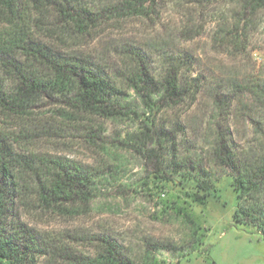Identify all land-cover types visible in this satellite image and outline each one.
I'll return each instance as SVG.
<instances>
[{"label":"rangeland","instance_id":"1","mask_svg":"<svg viewBox=\"0 0 264 264\" xmlns=\"http://www.w3.org/2000/svg\"><path fill=\"white\" fill-rule=\"evenodd\" d=\"M75 1L97 14L95 24L65 32L50 12L32 30L35 41L88 63L138 117L72 124L49 101L28 115H0V133L23 160L8 223L29 231L34 264H88L110 247L133 264H264L263 236L234 221L232 188L233 175L264 158V2L157 0L127 9L124 0ZM141 68L154 82L175 73L178 99L144 106L129 83ZM145 118L154 137L141 136ZM58 163L94 175L87 203L40 202L38 186ZM161 163L174 175L190 168L218 193L193 203L162 180L171 178ZM255 198L264 209V186Z\"/></svg>","mask_w":264,"mask_h":264},{"label":"trees","instance_id":"2","mask_svg":"<svg viewBox=\"0 0 264 264\" xmlns=\"http://www.w3.org/2000/svg\"><path fill=\"white\" fill-rule=\"evenodd\" d=\"M156 1L124 0L123 4L131 9ZM262 1L253 0L256 4ZM50 12L55 13L59 27L65 32L85 34L97 20V14L77 5L75 0H0V115H28L37 104L49 101L62 106L64 109L57 111L58 115L72 124L91 117L104 120H118L130 115L138 117L123 102L116 87L88 63L66 58L35 41L32 30L42 25ZM171 72L166 71L161 80L154 82L141 68L131 75L130 89L150 110L157 104L174 101L181 95L182 88L175 73ZM143 124L145 132L141 136L154 137L147 118ZM139 152L148 160L156 157L154 149L144 151L140 148ZM20 161L23 160L13 156L0 133V264H34L37 254L29 231L23 227L13 230L8 223L10 207L18 192L16 183L20 179L16 169ZM24 164L33 166L32 163ZM161 165L169 171L171 178L162 180L177 183L186 190L184 195L193 203L205 205L208 198L218 193L214 183L190 175V168L182 175H174L175 170H169L164 163ZM48 170V178L38 186V197L44 206L61 209L66 203L89 201L94 175L62 163L48 167ZM263 186L264 158L233 175L232 188L237 199L234 221L253 227L264 238V209L255 198ZM88 264L133 263L110 247Z\"/></svg>","mask_w":264,"mask_h":264}]
</instances>
